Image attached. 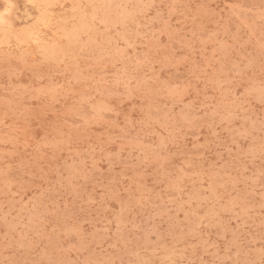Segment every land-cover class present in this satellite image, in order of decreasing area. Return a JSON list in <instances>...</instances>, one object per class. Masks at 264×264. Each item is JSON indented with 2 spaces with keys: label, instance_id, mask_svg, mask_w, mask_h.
<instances>
[{
  "label": "rangeland",
  "instance_id": "1",
  "mask_svg": "<svg viewBox=\"0 0 264 264\" xmlns=\"http://www.w3.org/2000/svg\"><path fill=\"white\" fill-rule=\"evenodd\" d=\"M0 63V264H264V0H0Z\"/></svg>",
  "mask_w": 264,
  "mask_h": 264
},
{
  "label": "bare ground",
  "instance_id": "2",
  "mask_svg": "<svg viewBox=\"0 0 264 264\" xmlns=\"http://www.w3.org/2000/svg\"><path fill=\"white\" fill-rule=\"evenodd\" d=\"M6 1H7V0H6ZM32 1H33V0H32ZM6 4H7V3H6ZM6 4H5V5H6ZM10 4H11V3H10ZM7 6H8V5H6V7H7ZM8 7H9V6H8ZM5 9H6V8H5ZM9 9H10V8H9ZM9 9H8V10H9ZM1 17H2V16H1ZM2 20H3V18L1 19V21H2ZM64 34H65V33H63V35H64ZM59 35H60V34H59ZM61 35H62V34H61ZM61 35H60V37H61ZM62 37H63V36H62ZM66 41H67V40H66ZM66 41H65V42H66ZM45 53H46V52H45ZM47 53H50V54H51V52H48V51H47ZM47 53H46V54H47ZM57 53H58V52H57ZM55 54H56V53H55ZM48 55H49V54H48ZM52 55H53V53H52ZM52 55H51V56H52ZM42 56H44V55H42ZM46 56H47V55H46ZM46 56H45V57H46ZM51 56H50V58H51V60H52L53 57H51ZM57 56H58V55H57ZM63 56H64V55H63ZM47 57H48V56H47ZM38 58H39V57H38ZM55 58H56V57H55ZM41 59H42V58H41ZM44 59H45V58H44ZM6 60H7V59H6ZM47 60H48V58H47ZM2 61H3V60H2ZM52 61H53V60H52ZM34 62H35V61H34ZM9 63H12L11 60L9 61ZM0 64H2V63H0ZM20 64H21V63H20ZM71 64H74V63H71ZM21 65H22V64H21ZM15 66H16V65H15ZM17 66H18V64H17ZM12 67L14 68V66H12ZM23 67H24V66H23ZM15 68H16V67H15ZM17 68H18V67H17ZM19 68H20V66H19ZM65 68H66V67H65ZM21 69H22V68H21ZM21 69H19V70H21ZM12 71H14V70H12ZM15 72H16V70H15ZM39 252H40V251H39ZM34 254H35V253H34ZM38 254H39V253H38ZM39 256H41V255H39ZM44 256H45V255H44ZM46 256H47V255H46ZM37 257H38V256H37ZM33 258H34V257H33ZM35 258H36V257H35ZM41 258H42V256H41ZM43 258H44V257H43ZM30 259H31V258H30ZM30 259H28V261H31V262H32L33 259H32V260H30ZM45 259H46V258H45ZM38 260H39V259H38ZM41 260H42V259H41ZM19 261H21V260L19 259ZM15 262H16V260H15ZM37 262H38V261H37ZM23 263H24V262H23ZM27 263H28V262H26V264H27Z\"/></svg>",
  "mask_w": 264,
  "mask_h": 264
}]
</instances>
